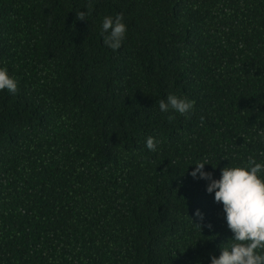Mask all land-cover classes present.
Segmentation results:
<instances>
[{
	"label": "trees",
	"instance_id": "obj_1",
	"mask_svg": "<svg viewBox=\"0 0 264 264\" xmlns=\"http://www.w3.org/2000/svg\"><path fill=\"white\" fill-rule=\"evenodd\" d=\"M0 67L18 81L0 92V264L220 255L233 233L192 164L264 160V0H0ZM169 94L193 112L169 120Z\"/></svg>",
	"mask_w": 264,
	"mask_h": 264
},
{
	"label": "clouds",
	"instance_id": "obj_2",
	"mask_svg": "<svg viewBox=\"0 0 264 264\" xmlns=\"http://www.w3.org/2000/svg\"><path fill=\"white\" fill-rule=\"evenodd\" d=\"M87 12L79 11L77 18L85 20ZM127 35V25L122 14L105 16L101 23V36L104 44L113 51L119 50ZM16 94L18 81L9 74L7 67H0V92ZM162 113H173L168 119H175V113L189 116L195 101L186 96L169 94L166 99L158 101ZM203 123V117L201 118ZM260 135L264 136V130ZM160 141L149 136L145 146L149 151L158 150ZM264 156V153H259ZM193 179L207 181L206 191L214 194V201L222 204L225 220L233 233L226 246L221 248L220 255L209 257L210 264H264V160L249 156L241 165L224 167L220 178L214 179L212 172L205 171L207 160L196 162ZM212 166V165H211ZM217 167V166H216ZM216 167H213L215 169ZM195 215L203 218L197 210ZM211 227V225H209Z\"/></svg>",
	"mask_w": 264,
	"mask_h": 264
}]
</instances>
